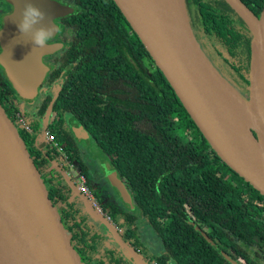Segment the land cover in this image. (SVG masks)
I'll return each mask as SVG.
<instances>
[{"label": "trees", "instance_id": "16d2710c", "mask_svg": "<svg viewBox=\"0 0 264 264\" xmlns=\"http://www.w3.org/2000/svg\"><path fill=\"white\" fill-rule=\"evenodd\" d=\"M65 1L74 13L66 18L62 66L51 78L67 69L60 89L46 93L37 113L42 117L52 106L54 126L48 128L89 184L99 168L74 138L69 120L78 119L112 159L142 215L140 221L124 208L120 221L113 215L126 228L122 241L139 251L146 243L141 231L149 226L162 247L150 256L157 264H232L226 257L264 264V196L245 181L232 187L238 174L204 138L114 0ZM183 1L205 55L235 91L249 96L248 26L225 0ZM244 2L261 14L264 0ZM0 85L14 92L1 73ZM20 110L11 104L7 114ZM33 129L42 133L39 123ZM192 132L201 142L182 137ZM22 134L56 185L83 209L71 196L72 185L50 166L60 156L56 146L38 147L34 137Z\"/></svg>", "mask_w": 264, "mask_h": 264}, {"label": "water", "instance_id": "95a60500", "mask_svg": "<svg viewBox=\"0 0 264 264\" xmlns=\"http://www.w3.org/2000/svg\"><path fill=\"white\" fill-rule=\"evenodd\" d=\"M5 1L14 6V12L0 33V65L17 95L31 101L49 70L44 57L61 47L48 45L43 38L57 32L55 19L73 14L74 9L54 0ZM225 1L252 34L249 101L241 98L249 109L252 141H244L238 134L237 122L213 82L219 74L184 14L187 39L172 25L173 11L185 13L184 1L114 0L204 138L231 170L264 196V7L258 18L242 0ZM51 114L52 106L45 114L46 127ZM68 123L74 138L87 145L98 175L112 187L124 208L142 221L112 159L97 143V151L93 150L91 136L78 119L73 117ZM205 238L217 248L207 235ZM0 264H148L111 228L65 196L1 103Z\"/></svg>", "mask_w": 264, "mask_h": 264}, {"label": "rangeland", "instance_id": "374dc122", "mask_svg": "<svg viewBox=\"0 0 264 264\" xmlns=\"http://www.w3.org/2000/svg\"><path fill=\"white\" fill-rule=\"evenodd\" d=\"M117 6V5H116ZM118 7V6H117ZM6 8V6L5 5H2L1 3H0V19H2V15H3V13L5 12L4 11V9ZM111 9H114L115 10V7L114 6H111L110 7ZM185 10V13L183 12V10L182 11H177V12H172V13H174L173 15H172V25H173V27L176 29V31L179 33V34H181V36H183V37H185L186 39H187V37H189V35L185 32L186 30H188L189 29V26H191V22H190V20H189V17L187 16L188 15V8L186 7V9H184ZM182 14H184L183 16L185 17V19H186V21L188 22L187 24L189 25V26H187L186 24H185V21H183L184 19H183V16H182ZM184 33V34H183ZM207 57V59H208V61L210 62V64L215 68V71L219 74V76L224 80H222L219 76L218 77H216L217 79H219L224 85H225V87L230 91V92H232V94L240 101V102H242V103H244L243 102V100H245L246 102H248L249 101V96L246 94V93H244L243 95H242V92H240L238 89L236 90L237 92H235L234 90H233V88H232V86L229 84V83H227V82H229L228 81V78L226 77V75L225 74H223L222 73V71H221V68H220V65L218 64V66H216V65H214V63L212 62L213 61V59L212 58H209L208 56H206ZM213 82L215 83V79L213 80ZM7 83H9V82H7ZM10 89V88H9ZM11 90V89H10ZM218 90V92H221V89H217ZM12 91V90H11ZM13 93V92H12ZM222 97V96H221ZM243 100H242V99ZM12 100H16V102L17 103H19L18 102V99L14 96L13 98H12ZM19 101L21 102V103H23V101L22 100H20L19 99ZM26 103V102H25ZM36 104H37V102L35 103V104H31V107H32V109H29V110H31L30 112H26L25 113V119L26 120H28L29 121V123H30V125L32 126V127H34L35 126V123H39V126L41 127V131L40 132H45L46 131V127L45 126H42L41 124H40V121L39 120H37L36 118H35V114H34V111H35V107H36ZM7 109H8V106H7ZM9 111H10V108H9ZM10 113V112H9ZM247 118L248 117H245V119H244V122H246V120H247ZM13 122L15 123V121L13 120ZM52 126H54V122H52ZM17 128H18V125H17ZM18 130L19 131H21L20 130V128H18ZM22 132V131H21ZM183 132V131H182ZM196 133V132H195ZM190 135H188V136H186V134H184V133H182V137L185 139H187V138H190V137H192V138H190V140H196L197 142H201L200 140H201V138L199 137V135H197V133H196V136H195V138H193L194 137V133L192 132V133H189ZM27 137V136H26ZM185 139V140H186ZM81 144H82V146L88 151V148H87V145L84 143V142H80ZM92 148H93V150H95V151H97V147L95 146V144H94V142H92ZM88 153V152H87ZM90 155V154H89ZM88 155V156H89ZM91 156V155H90ZM93 161L92 160V157H90V159H89V161ZM93 163H95L94 161H93ZM73 175H76L77 174V172L76 171H74V170H72V172H71ZM63 176H64V178L65 179H67L66 178V176L63 174ZM53 177H54V179H56L57 181H58V178L56 177V176H54L53 175ZM91 182H90V186H91V191H92V193L94 194V196L95 197H97L99 200H100V202H101V205L103 206V208H104V210H105V213L106 214H108V215H110L109 213H111V217L113 218V220H114V222H116V223H118L117 221H116V219L118 220V221H120V219L118 218L119 217V210H121V209H123L124 208V206L122 205V203L120 202V200H119V198L117 197V195L115 194V192H114V190L112 189V187L106 182V180L104 179V177H101V176H99L97 173H95V174H93V175H91V180H90ZM57 183V182H56ZM231 185H232V187H235L236 186V183L233 181L232 183H231ZM75 200H77L78 201V203L82 206V208H83V210H85V211H87L90 215H92V216H94V217H96V219H98L99 221H100V223L102 224L103 223V219H102V217L101 216H99L97 213H96V211L94 210V209H92V207H91V205H90V203L88 202V201H86V200H84L83 198H82V196L80 197L79 195H77L75 192H73L72 193V195H71ZM118 208V210L116 211V209L115 208ZM125 209V208H124ZM123 209V210H124ZM113 215H114V217L116 218V219H114V217H113ZM108 227L109 228H111L112 230H113V228L112 227H110L109 225H108ZM125 230H126V228H123V231L125 232ZM143 237H144V239L146 240V243H143V245H144V247L143 248H145V250H146V252H148V254H152V252H154V253H156V252H158V251H160L161 250V245H160V242H159V240H158V238L154 235V232H153V230H152V228H150L149 226H147V227H143ZM142 231H141V233H142ZM117 233V232H116ZM147 244H149V248L147 249ZM150 246H154V247H156L155 248V250H152V252L151 251H149V249H150ZM143 248H141L142 250H143ZM140 249V250H141ZM140 250L138 251L140 254V256H141V258L142 259H144L145 260V257H144V255L140 252ZM147 262V261H146Z\"/></svg>", "mask_w": 264, "mask_h": 264}, {"label": "flooded vegetation", "instance_id": "af4514ba", "mask_svg": "<svg viewBox=\"0 0 264 264\" xmlns=\"http://www.w3.org/2000/svg\"><path fill=\"white\" fill-rule=\"evenodd\" d=\"M54 1H57V2H59L62 5L71 7L67 3V1H65V0H54ZM244 1L245 0H242V2L245 5H247ZM0 3L2 5H5L6 6V8L4 9L5 12L2 15V19H0V33H1L2 31L5 30V27H6L5 21H6V19L14 12V6L12 4L8 3L5 0H0ZM250 10L258 18L261 17L262 12H261L260 15H257V13L254 10H252V9H250ZM66 18L67 17L55 19L54 20V23L58 27L57 32L53 33L52 36H50L49 33H46V37L43 38L44 39V42L46 44H48V45L56 44V45H59V47L61 45V47L58 48L57 52L52 53L51 55H48V56L44 57V59H43V63L46 66H48V69L49 70H48L47 74L45 75V78H44L43 82L41 83V85L39 87H37L38 88L37 89L38 90L37 97L34 100L25 101V100H23L22 98H20L17 95V93L15 92L14 89H13L14 92L12 93V91L9 88H7L6 86H4L5 89H6L5 90L4 87L2 85H0V103H1L2 107L4 108V110L6 111V113L9 112V108H10L11 104H13L14 106H18L21 110H24L25 112H27V111L30 112L31 110H29V109H32L31 104H35L37 102L36 107H35V111H34L35 118L40 121V124H42V126H45V115H43L42 117L40 115H38V113H37L38 112V107L42 104V102L44 101V99H46V93L47 92L49 93L52 90L58 91L60 89L59 85L62 83V77L65 75L64 73L66 72V69H67L65 67L61 71H59L55 75L54 80L51 78V76L56 72V69L57 68H60L62 66L61 62L59 61V56H61L62 52H64V50L66 49V45L68 43L67 42V40H68L67 39V37H68V30H67V27H66L67 26L66 25ZM191 27H192V29L194 28L193 29V31H194L195 30V22L194 21H191ZM203 40L204 39L202 37H200V38L197 37V43L200 46V48L202 49V51L204 50L203 45H202V41ZM1 52H2V49L0 47V53ZM0 73L3 74V76L5 78V81L9 82V84L11 85V83L8 80L7 75H6L5 71L3 70V68L1 67V65H0ZM14 96L18 99V102L19 103H17L16 100H12V98ZM19 99L22 100L23 103H21L19 101ZM7 106H8V109H7ZM54 116H55V113H53V111H52V114H51L50 119L48 121V125H47V127L45 126L46 128H48L49 126L52 125V122H54V119H55ZM9 118L12 121L14 120L13 116L12 117L9 116ZM21 134H22V132H21ZM22 136H23V134H22ZM27 144H28V142H27ZM28 146L30 147L29 144H28ZM30 149L32 150L31 147H30ZM32 152L34 153L33 150H32ZM34 155H35V153H34ZM90 162H92V161L90 160ZM76 169H77V167H76ZM118 236L121 238V236L123 237V234H119ZM155 248L156 247H154V246H150L149 251L152 252V250H155ZM136 251L138 252V250H136ZM140 252L144 255L145 261H147L148 264H157L155 261H152V259L150 258V256L152 254H154V252H152V254L151 253L148 254V252H146L145 248H143V250L141 249ZM138 254H140V253L138 252Z\"/></svg>", "mask_w": 264, "mask_h": 264}, {"label": "built area", "instance_id": "2783aa9c", "mask_svg": "<svg viewBox=\"0 0 264 264\" xmlns=\"http://www.w3.org/2000/svg\"><path fill=\"white\" fill-rule=\"evenodd\" d=\"M15 121L16 126L18 125V128L20 130L30 136L35 138L36 145L39 146H49L54 145L58 149V152L60 153V156L58 159H54L50 166L51 168L55 169L56 172H60L64 174L68 180V182L72 185L74 192L79 195L80 197L86 201H88L92 207L96 211V213L102 217L103 223L107 226L113 228V231L119 235L123 234V228H121L119 223L114 222L113 218L105 213V210L103 206L101 205L100 200L94 196V194L91 191V186L89 184V181L87 177L76 169L75 164L70 160L68 154L63 151L62 147L57 146V143L55 141V137L51 132L50 128H47L45 132H42L41 134H36L33 129V127L30 125L29 121L25 119L23 116L22 110L18 112H14L12 115ZM53 153V152H52ZM72 170L76 171L77 174L73 175L71 172ZM233 180L235 183H243V178H241L239 175L238 177H234Z\"/></svg>", "mask_w": 264, "mask_h": 264}, {"label": "bare ground", "instance_id": "6f19581e", "mask_svg": "<svg viewBox=\"0 0 264 264\" xmlns=\"http://www.w3.org/2000/svg\"><path fill=\"white\" fill-rule=\"evenodd\" d=\"M158 1L160 2L163 0ZM214 79L217 89H221L219 94L222 96L221 98L225 103V106L229 109L230 115L233 116L234 121L236 120L237 122L238 134L244 141H247L248 139L252 141L253 136L250 131L248 106L245 103L240 102L219 79L216 77ZM245 117H248L246 122H244Z\"/></svg>", "mask_w": 264, "mask_h": 264}]
</instances>
